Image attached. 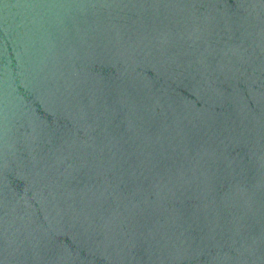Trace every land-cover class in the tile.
Here are the masks:
<instances>
[{"label":"water","instance_id":"95a60500","mask_svg":"<svg viewBox=\"0 0 264 264\" xmlns=\"http://www.w3.org/2000/svg\"><path fill=\"white\" fill-rule=\"evenodd\" d=\"M0 264H264V0H0Z\"/></svg>","mask_w":264,"mask_h":264}]
</instances>
